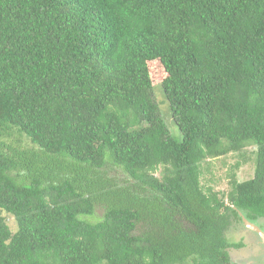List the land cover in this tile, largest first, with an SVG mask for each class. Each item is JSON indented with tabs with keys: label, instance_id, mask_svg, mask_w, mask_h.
Segmentation results:
<instances>
[{
	"label": "trees",
	"instance_id": "16d2710c",
	"mask_svg": "<svg viewBox=\"0 0 264 264\" xmlns=\"http://www.w3.org/2000/svg\"><path fill=\"white\" fill-rule=\"evenodd\" d=\"M249 146L253 178L205 187ZM240 212L264 219V0H0V264H239Z\"/></svg>",
	"mask_w": 264,
	"mask_h": 264
},
{
	"label": "rangeland",
	"instance_id": "374dc122",
	"mask_svg": "<svg viewBox=\"0 0 264 264\" xmlns=\"http://www.w3.org/2000/svg\"><path fill=\"white\" fill-rule=\"evenodd\" d=\"M150 70L156 92V99L167 124L175 136L181 139V132L174 122L171 108L162 90V82L167 72L159 61L150 62ZM28 146H32L27 141ZM255 146H249L239 153H230L225 156L207 159L203 164L202 183L205 187L214 189L222 197V191L230 189L232 173L239 182L253 178L255 174ZM246 157V158H245ZM239 162L238 168L235 164ZM13 232L17 231V223L14 216L2 212ZM227 237L232 243H241L242 246L229 250L234 261L239 264H264V219L251 221L246 213L240 212L238 220L234 221Z\"/></svg>",
	"mask_w": 264,
	"mask_h": 264
}]
</instances>
